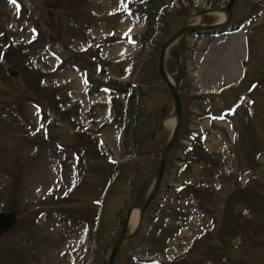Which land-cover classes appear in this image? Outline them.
I'll use <instances>...</instances> for the list:
<instances>
[{"label": "rangeland", "instance_id": "rangeland-1", "mask_svg": "<svg viewBox=\"0 0 264 264\" xmlns=\"http://www.w3.org/2000/svg\"><path fill=\"white\" fill-rule=\"evenodd\" d=\"M227 2L0 0V264H107L174 127L160 47ZM165 68L182 126L116 264H264V0L184 34Z\"/></svg>", "mask_w": 264, "mask_h": 264}, {"label": "water", "instance_id": "water-1", "mask_svg": "<svg viewBox=\"0 0 264 264\" xmlns=\"http://www.w3.org/2000/svg\"><path fill=\"white\" fill-rule=\"evenodd\" d=\"M235 1L236 0H228L226 6L223 9V11L225 13L224 20L218 21V22L213 23V24H204L202 22H199V23H194V24L182 25L160 47V51H159V55H158V73L160 75L162 82L166 85V87L168 88V90L171 94V97L173 100V107H174L175 124H174L173 130H172V133L170 135V138L168 139L166 144L161 149L159 166H158V170H157L155 179L153 181V184H152L149 192L147 193L146 197L143 199V201L137 205L131 206L130 209L128 210V212L124 218V221H123L122 229H121V231H120L117 239L115 240V242L112 246V249L110 251V254H109V257L107 260V264H116V257H117V254L119 252V249H120L122 243L126 239H128L130 236H132L133 233L135 232V229H134L132 232L127 233L129 218H130V214L132 212L133 207L138 206L140 208V213L142 216L146 207H148V205L152 202L155 195L157 194V192L160 188L161 182H162V177H163V173H164L167 153H168L171 145L174 143V141L176 140V138L178 136V131H179V128H180V125L182 122V106H181L179 91L175 85V82L170 77V75L168 74V72L165 68V58H166L167 52L170 49V47L175 42H177V40L180 39L186 33L194 32L196 30L211 31V30L226 26L230 22L232 12H233V8L235 5ZM214 11H216V10L203 9V10H201L200 13H198V15L203 16L204 14L214 12ZM7 74H9L10 76H17L18 72L13 68L8 67L7 68ZM16 222H17V215L15 213L10 212V211H0V236L9 232L15 226Z\"/></svg>", "mask_w": 264, "mask_h": 264}, {"label": "bare ground", "instance_id": "bare-ground-1", "mask_svg": "<svg viewBox=\"0 0 264 264\" xmlns=\"http://www.w3.org/2000/svg\"><path fill=\"white\" fill-rule=\"evenodd\" d=\"M215 12L219 15V21L224 20V18H225L224 11L217 10ZM197 16H199V15L197 14ZM234 31H236V30H234ZM231 32H232V30H231ZM246 100H247V98H246ZM219 122H221V121H219ZM174 124H175V115H171L170 117H168L165 120V122H164V128L165 129L172 128L174 126ZM140 217H141L140 208L138 206L133 207L132 212L130 214V218H129L128 230H129V228L132 229V230H134L137 227V225H138V223L140 221Z\"/></svg>", "mask_w": 264, "mask_h": 264}, {"label": "snow or ice", "instance_id": "snow-or-ice-1", "mask_svg": "<svg viewBox=\"0 0 264 264\" xmlns=\"http://www.w3.org/2000/svg\"><path fill=\"white\" fill-rule=\"evenodd\" d=\"M11 3L16 4V0H10ZM19 12V6L17 5V13ZM2 58V57H0ZM37 115H39V110L37 111ZM43 127V125H41ZM39 131V129H37Z\"/></svg>", "mask_w": 264, "mask_h": 264}]
</instances>
